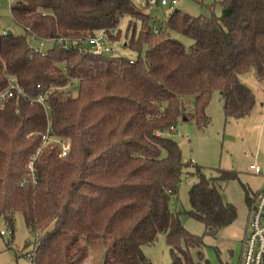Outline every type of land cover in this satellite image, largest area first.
<instances>
[{"label": "trees", "instance_id": "16d2710c", "mask_svg": "<svg viewBox=\"0 0 264 264\" xmlns=\"http://www.w3.org/2000/svg\"><path fill=\"white\" fill-rule=\"evenodd\" d=\"M196 1L221 14L176 9L156 25L134 0L11 3L22 33L0 27V93L15 79L26 96L0 102V215L12 227L14 213L22 214L37 234L27 253L32 264H84L98 240L105 241L104 264H151L142 248L160 234L173 247V264H195L179 246L199 248L203 239L170 209L186 176L198 182L185 213L204 224L206 235L237 219L212 181L183 161L171 135L181 122L208 127L213 92L226 119L250 115L255 96L239 78L254 71L264 84V0ZM99 35L110 52L85 43ZM32 39L51 47L40 51ZM39 98L44 104L32 101ZM47 132L50 142L33 160Z\"/></svg>", "mask_w": 264, "mask_h": 264}, {"label": "rangeland", "instance_id": "374dc122", "mask_svg": "<svg viewBox=\"0 0 264 264\" xmlns=\"http://www.w3.org/2000/svg\"><path fill=\"white\" fill-rule=\"evenodd\" d=\"M134 2L155 19L156 25L166 21L170 12L176 9L192 16H210L212 11L217 16L221 14L218 6L210 10V7L202 6L196 0H177L176 5L167 6L148 4V0ZM214 2L215 0H208L205 3L211 5ZM11 5L9 0H0V27L14 34H21V28L11 19ZM128 24L129 18L121 20L120 29L123 34ZM178 38L187 46L191 44L186 38ZM40 42L34 39L30 41L36 49H39ZM50 47L51 43H48L43 51ZM121 55L126 56L128 52L121 49ZM239 79L255 96L256 104L249 117L240 120L226 119L221 95L213 92L206 109L210 118L208 127L202 130L193 121L181 122L171 135L181 147L183 161L197 166L212 181L211 186L218 190L223 203L233 205L238 215L232 224L221 228L215 236L206 235L204 224L185 213L190 210L189 189L198 182V177H184L178 195L171 198L170 209L180 213L179 219L187 232L203 239L204 244L199 248H188L185 244L179 246L184 252H189L195 264H240L243 242L249 230L251 205L264 182V84L259 83L254 71L241 75ZM69 90L76 96L79 92L78 85L70 86ZM251 165L259 166L262 174L252 171ZM225 174L236 177L229 180ZM0 231L5 232V235H0V264H32L27 253L33 249L37 234L26 226L22 214L14 213L12 227L0 215ZM104 244L105 241L102 240L92 244L87 263L104 264ZM172 249L166 236L160 234L155 244L144 246L142 251L151 264H173ZM175 250L176 248L174 252Z\"/></svg>", "mask_w": 264, "mask_h": 264}, {"label": "built area", "instance_id": "2783aa9c", "mask_svg": "<svg viewBox=\"0 0 264 264\" xmlns=\"http://www.w3.org/2000/svg\"><path fill=\"white\" fill-rule=\"evenodd\" d=\"M12 3L14 0H9ZM150 4H158L156 0H149ZM160 6L167 5H176L177 0H160ZM157 32V31H156ZM39 49L43 51V48L46 47V43L52 41L40 40ZM56 42L63 43L64 39L54 40ZM89 47L97 53H108L111 51V45L107 42L104 35H99L96 37L89 38L85 41ZM15 93H18L22 96H26L25 93L16 85L15 79L10 80L9 87L3 92L0 93V102H4L7 99L13 98ZM33 102L43 103V99L39 98L38 100H32ZM173 130V129H172ZM42 147L37 151L36 156L33 158L35 160L39 155L41 149L44 145L50 142L49 132L45 133L42 136ZM69 152V146L63 144L61 156H67ZM33 161L28 166L30 173L33 174ZM250 169L256 174H262V171L259 166L251 165ZM0 235H5V232L0 231ZM84 264H89L85 262ZM240 264H264V182L262 184L261 190L257 195V198L251 205L250 216H249V230L248 234L243 242V252L241 255Z\"/></svg>", "mask_w": 264, "mask_h": 264}, {"label": "crops", "instance_id": "0c3cea01", "mask_svg": "<svg viewBox=\"0 0 264 264\" xmlns=\"http://www.w3.org/2000/svg\"><path fill=\"white\" fill-rule=\"evenodd\" d=\"M49 43V42H48ZM47 44V43H46ZM249 117V116H248Z\"/></svg>", "mask_w": 264, "mask_h": 264}]
</instances>
